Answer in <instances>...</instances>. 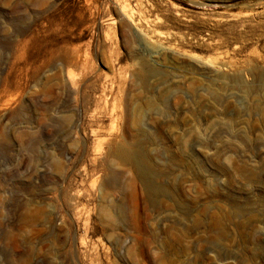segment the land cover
Instances as JSON below:
<instances>
[{"label": "rangeland", "instance_id": "1", "mask_svg": "<svg viewBox=\"0 0 264 264\" xmlns=\"http://www.w3.org/2000/svg\"><path fill=\"white\" fill-rule=\"evenodd\" d=\"M0 264H264V0H0Z\"/></svg>", "mask_w": 264, "mask_h": 264}, {"label": "bare ground", "instance_id": "2", "mask_svg": "<svg viewBox=\"0 0 264 264\" xmlns=\"http://www.w3.org/2000/svg\"><path fill=\"white\" fill-rule=\"evenodd\" d=\"M122 14L129 18L130 19V16H129V12L126 10V9H123V12ZM134 160H136V157L133 158ZM143 177L145 178L146 182H147V186H148V189L151 191V192H158L157 188L153 187L152 183H151V180L149 179V177L143 175Z\"/></svg>", "mask_w": 264, "mask_h": 264}]
</instances>
